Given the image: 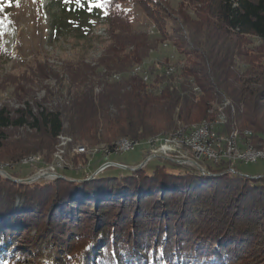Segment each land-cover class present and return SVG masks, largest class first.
Here are the masks:
<instances>
[{
    "label": "trees",
    "instance_id": "1",
    "mask_svg": "<svg viewBox=\"0 0 264 264\" xmlns=\"http://www.w3.org/2000/svg\"><path fill=\"white\" fill-rule=\"evenodd\" d=\"M96 2L102 6L58 0L53 17V38L72 34L84 53L94 47V20L107 26L97 66L82 58L66 66L75 91L71 101L52 109L30 101L16 110L0 108V163L14 167L11 178L0 177V264L31 258V264H264V173L244 175L240 168L232 174L227 160L202 159L206 175L159 158L150 170L110 168L81 182L65 175L45 184L14 181L30 155L43 153L49 164L66 132L113 151L123 138L147 141L212 122L224 99L229 107L222 132L264 149V0ZM130 3L155 24L159 37L134 29ZM164 41L184 58L176 74L154 73L152 85L133 76L109 81L148 60ZM29 71L16 86L21 99L30 81L62 82L46 62ZM102 83L104 90L95 94ZM55 95L48 90L45 102ZM18 129L32 135L10 143L8 132ZM142 152L149 155L147 147ZM43 245L55 260L40 261Z\"/></svg>",
    "mask_w": 264,
    "mask_h": 264
},
{
    "label": "rangeland",
    "instance_id": "2",
    "mask_svg": "<svg viewBox=\"0 0 264 264\" xmlns=\"http://www.w3.org/2000/svg\"><path fill=\"white\" fill-rule=\"evenodd\" d=\"M57 4L58 0H0V108L8 107L10 110H16L22 107V103L25 101H30L32 105L36 103L42 104L50 109L59 105L68 104L75 91L70 84L72 76L68 72L66 67L67 64L76 63L82 58L85 59L86 64L89 63L94 67L97 66L98 60L101 58L102 54H104L106 46L104 39H108L109 36L106 22L102 19L94 20L93 22V35L96 37V40L94 41V47L90 49L88 53H84L81 49L75 48L77 41L72 34L66 33L65 35L58 36L56 39L53 38L54 30L52 24L53 17L58 13ZM126 9L130 11L132 24L135 30L146 32L152 38L159 37V32L153 31L154 24L133 3L127 5ZM83 44L84 42L81 43V45ZM40 61L46 62L49 65L50 70L61 79V84H57L54 79L55 77L43 81L40 85H35L34 82L30 81L25 88V97H23V99L17 97L16 86L19 83L23 86L24 76L30 74L29 70L35 65V62ZM184 63V58L176 54L170 42L164 41L158 45L157 50L151 53L148 60L138 66L143 65L142 67L144 69H148V71L152 72L148 82L143 80L147 85H152L155 74L161 76L165 74L166 76L167 67L168 69H174V74H176ZM159 65L163 66L160 67ZM153 66L156 70L155 72L152 71ZM136 67L137 66L129 73L120 74L122 76L120 80L115 79L119 74H113L109 78V81L120 82L127 77L133 76L132 73ZM101 71L104 72V70ZM161 87V84L153 86L156 93H159L158 89H161ZM104 88V83L97 84L94 93L99 94ZM149 89L151 90L150 87ZM48 90L55 92L56 95L50 99L49 102H45ZM192 91L196 95L201 93V90L196 86L193 87ZM224 100L218 106L217 119L212 122L194 124L192 129L195 127V129L201 127L203 130L209 128L212 133L220 136L214 143V149L218 152L222 151L220 152L222 155L221 160L229 161V167L232 163L237 164L235 168H241L240 170L243 171L244 175H246L245 173L251 175L263 174L264 160H260L255 164L245 165L243 162L237 161L233 156H225L224 152L227 151L226 140L229 134L222 132L227 119L225 118L224 123H221V121L225 116V110L229 107V102ZM226 103L228 107H226ZM192 129L186 132L188 133ZM246 133L245 136H250V132ZM170 134L172 135L174 133H169V135ZM31 135V131L27 129L10 130L8 132L10 143L25 141ZM119 145L120 144H118V146ZM249 146L256 151H264V149L258 150L254 148L250 140H238V149L240 152L245 153L247 149H249ZM83 147L86 148L84 152H82ZM117 147H115V149ZM119 153L122 154L124 152ZM78 157L80 160H78L77 164H74L73 159ZM32 158L38 161L32 165H30V163H24L25 160H30ZM171 158L172 160H176V163L181 162L182 165L187 164L188 167L197 170H200L202 166H199L196 162L197 159L191 151L184 154V157L183 154H173ZM146 159L145 153L143 154L141 149L122 155H112L110 150L105 149L103 146L96 148L90 147L87 143L76 140L66 132L58 138L55 152L49 164L44 162L43 153L30 155L20 162L22 168H16V170L20 172V177L19 179H14V181L21 184H45L46 182L54 181L65 175L68 179L81 182L105 174L110 168L121 169L112 165L113 163H118L119 165L127 164L137 169ZM158 160L159 159L154 158L153 161L147 164L148 166H144V168L150 170L151 167L157 165L159 162ZM86 161L89 163H86ZM12 168H14L13 165L0 163V177L3 179L11 178L9 172ZM203 169L205 168L203 167ZM72 174H75L76 178H74ZM28 180L33 181L28 182ZM41 255L42 258L40 261L42 263L55 260V254L52 252L50 246L43 245ZM22 260L20 264H31V262L28 261H32V258L27 259V261Z\"/></svg>",
    "mask_w": 264,
    "mask_h": 264
},
{
    "label": "built area",
    "instance_id": "3",
    "mask_svg": "<svg viewBox=\"0 0 264 264\" xmlns=\"http://www.w3.org/2000/svg\"><path fill=\"white\" fill-rule=\"evenodd\" d=\"M153 31H158L155 24ZM226 107H228L227 103H226ZM225 118L226 116H224L221 123H224ZM181 132H184V129H181ZM250 136H246V138H249ZM186 137H187L186 145L177 144L175 142V136L156 137L154 142L149 143L148 145L150 146L154 156L172 157L173 154H179V155L183 154L184 157V154L188 153V151H191L195 155V158L197 160L205 159L213 163L220 162L222 157L220 152L222 151L218 152L216 149H214L215 147L214 143L220 136L215 135L208 129H204L201 132L186 133ZM238 140L242 141V139L239 138V135L236 133H233L231 136L227 138L226 140L227 151L224 152L226 157L233 156L235 159H237V161L239 160L240 162H243L245 165L255 164L260 160L261 161L264 160V151H256L252 149L250 146L245 153L240 152V150L238 149ZM139 145L140 144H138V142L123 143L118 146L117 152L134 151L136 148H138ZM37 161L38 160H36L35 158L30 159V165L36 163ZM235 165L237 164L232 163L228 171L231 173L239 174L238 169L235 168Z\"/></svg>",
    "mask_w": 264,
    "mask_h": 264
},
{
    "label": "water",
    "instance_id": "4",
    "mask_svg": "<svg viewBox=\"0 0 264 264\" xmlns=\"http://www.w3.org/2000/svg\"><path fill=\"white\" fill-rule=\"evenodd\" d=\"M180 129H188V128H180ZM158 136V135H157ZM155 137V136H154ZM152 138V137H151ZM150 138V139H151ZM150 139H148L147 141H139V140H130V139H126V138H123V139H120L118 142H116L115 143V147H117L118 146V144H121V143H127V142H139L140 143V145L138 146V148H136L134 151H136L137 149H141L142 150V148H144V147H147L148 148V151H149V155L146 157L147 159L145 160V162L143 163V164H141V165H139L138 167H137V169H134V168H132V167H130V166H127V165H119L118 163L116 164V163H113L112 165H114V166H117V167H119V168H121V169H123V170H125V171H135V170H140V169H142V168H144V166H148L147 164H150V162L151 161H153V159L155 158V159H159V158H161V159H169L170 161H176V160H172V158L171 157H163V156H154L153 155V152H152V150H151V148H150V146L147 144V142L150 140ZM115 147H114V149H113V151H110V153L112 154V155H122V154H125V153H128V152H124V153H122V154H120L119 152H117V148L115 149ZM82 148V147H81ZM84 150H86V148H84L83 147V150H82V152H84ZM129 152H132V151H129ZM184 160V159H183ZM196 160V159H195ZM200 161L201 160H197L196 162L199 164V166H201L202 164H200ZM179 165H182L181 164V162H177ZM185 166H187V164H184ZM198 166V165H197ZM106 167V166H105ZM199 172L202 174V175H206V172H205V169H203V167L201 166V168H200V170H199ZM59 178H63V177H59ZM33 180H28V182H32Z\"/></svg>",
    "mask_w": 264,
    "mask_h": 264
},
{
    "label": "bare ground",
    "instance_id": "5",
    "mask_svg": "<svg viewBox=\"0 0 264 264\" xmlns=\"http://www.w3.org/2000/svg\"><path fill=\"white\" fill-rule=\"evenodd\" d=\"M143 65H141V66H137L135 69H134V71H133V73H132V75L134 76V77H139V78H141L142 80H144L145 82H148L149 80H150V76H151V74H150V71H148V69H144L143 67H142ZM174 72V69H168L167 71H166V74H170L171 75V73H173ZM169 75V76H170ZM115 79L116 80H120V79H122V76L119 74V75H117L116 77H115ZM196 128V127H195ZM192 129L190 132H188V133H194V132H201V131H203V129H201V127L200 128H198V129ZM205 128V127H204ZM205 129H208L209 130V128H205ZM188 131V130H187ZM185 132V133H184ZM184 132H181V130L180 131H178V132H176V133H174V134H170V135H165V136H175V142L177 143V144H179V145H186L187 144V137H186V131L184 130ZM246 134H248V133H246ZM250 135V134H249ZM164 135H159V136H155V137H153V138H151L148 142H147V144H149V143H152V142H154V140H155V138L156 137H163ZM127 143H136V142H127ZM121 144H123V143H121ZM138 144H140L139 142H138ZM33 159V158H32ZM24 163H30V160L28 159V160H25L24 161Z\"/></svg>",
    "mask_w": 264,
    "mask_h": 264
},
{
    "label": "snow or ice",
    "instance_id": "6",
    "mask_svg": "<svg viewBox=\"0 0 264 264\" xmlns=\"http://www.w3.org/2000/svg\"><path fill=\"white\" fill-rule=\"evenodd\" d=\"M85 2H87V0H85ZM75 3L80 4L81 3V0H75ZM92 6L95 7V8H99L102 5H101V3L96 2V0H93V5Z\"/></svg>",
    "mask_w": 264,
    "mask_h": 264
}]
</instances>
